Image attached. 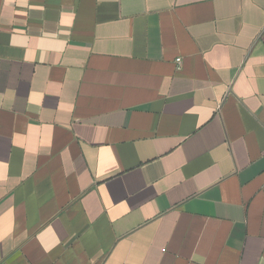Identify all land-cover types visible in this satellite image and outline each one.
Segmentation results:
<instances>
[{"label":"crops","instance_id":"1","mask_svg":"<svg viewBox=\"0 0 264 264\" xmlns=\"http://www.w3.org/2000/svg\"><path fill=\"white\" fill-rule=\"evenodd\" d=\"M0 264H264V0H0Z\"/></svg>","mask_w":264,"mask_h":264},{"label":"built area","instance_id":"2","mask_svg":"<svg viewBox=\"0 0 264 264\" xmlns=\"http://www.w3.org/2000/svg\"><path fill=\"white\" fill-rule=\"evenodd\" d=\"M176 62H178V63H179V59H177V60H176Z\"/></svg>","mask_w":264,"mask_h":264}]
</instances>
